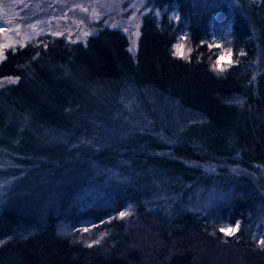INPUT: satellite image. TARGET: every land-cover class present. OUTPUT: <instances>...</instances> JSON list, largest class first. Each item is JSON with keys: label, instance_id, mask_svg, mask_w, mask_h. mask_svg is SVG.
<instances>
[{"label": "trees", "instance_id": "trees-1", "mask_svg": "<svg viewBox=\"0 0 264 264\" xmlns=\"http://www.w3.org/2000/svg\"><path fill=\"white\" fill-rule=\"evenodd\" d=\"M146 5L4 49L0 264H264V0Z\"/></svg>", "mask_w": 264, "mask_h": 264}, {"label": "rangeland", "instance_id": "rangeland-1", "mask_svg": "<svg viewBox=\"0 0 264 264\" xmlns=\"http://www.w3.org/2000/svg\"><path fill=\"white\" fill-rule=\"evenodd\" d=\"M149 10L145 0H0V29H3L0 31V44L15 42L13 47H16L38 41L45 35L79 42L92 34L97 24H104L119 28L126 34L130 51L133 52L138 37L139 18ZM183 42L181 38L177 43L184 46V51ZM226 58L221 60L227 61ZM73 84L75 88L85 89L80 83ZM38 141L39 144L43 142L40 139ZM220 165L224 166L225 163ZM225 166L233 172V166ZM6 167V163L0 165V169ZM203 168L213 171L215 165L206 163ZM1 178H5L4 175L0 174ZM3 184L0 183V192L7 189Z\"/></svg>", "mask_w": 264, "mask_h": 264}, {"label": "snow or ice", "instance_id": "snow-or-ice-1", "mask_svg": "<svg viewBox=\"0 0 264 264\" xmlns=\"http://www.w3.org/2000/svg\"><path fill=\"white\" fill-rule=\"evenodd\" d=\"M0 31H3V29H0ZM85 35H87V33H85ZM14 43L15 42H12L11 44L10 43L0 44V60H3L5 58L4 49H6L8 47H13ZM21 46H23V45H21ZM183 47L184 46L182 44H180V43H177V44L173 45V48L175 49V51L173 52V55H176V56H178V57H180L182 59H187L188 57L185 54V52L183 51ZM13 50H15L14 47H13ZM191 51H192V49L189 48L188 49V53H190ZM213 67H214V69H219L220 71H223V68H221L218 63L213 65ZM6 80L9 83H16L17 82L12 77H7ZM119 215L122 218L125 215H127V213L122 211V212L119 213ZM238 224H239V222H237V227H238ZM85 230H87V229H85ZM220 231L221 232H225V234H232V233H234L236 231V228H228V229L221 228ZM261 243H264V241H262ZM89 246H91V245H89Z\"/></svg>", "mask_w": 264, "mask_h": 264}]
</instances>
